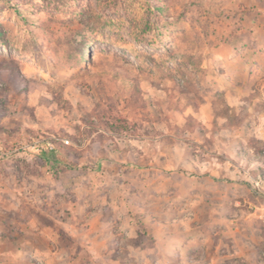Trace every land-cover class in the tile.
I'll return each instance as SVG.
<instances>
[{"label": "rangeland", "instance_id": "374dc122", "mask_svg": "<svg viewBox=\"0 0 264 264\" xmlns=\"http://www.w3.org/2000/svg\"><path fill=\"white\" fill-rule=\"evenodd\" d=\"M262 13L264 0H0V264L200 258L231 247L218 237L234 215L264 236V82L240 109L204 112L208 126L199 110L205 71Z\"/></svg>", "mask_w": 264, "mask_h": 264}, {"label": "crops", "instance_id": "0c3cea01", "mask_svg": "<svg viewBox=\"0 0 264 264\" xmlns=\"http://www.w3.org/2000/svg\"><path fill=\"white\" fill-rule=\"evenodd\" d=\"M257 21H250L248 27L242 29L241 35L233 40L234 48L232 54L221 55L216 57L217 69L206 70L207 82L211 87L203 94V100L199 110L201 120L204 125L214 122V117H207L204 112L212 113L216 108L228 106L232 109H240L251 95L258 92L259 85L264 82V14L260 15ZM243 39L247 44L240 52V46L237 42ZM264 86V83H263ZM209 87V86H208ZM221 99H218V98ZM219 122V121H217ZM219 124L225 127V120L221 119ZM204 125L202 128H204ZM228 125V124H227ZM230 125V124H229ZM231 129V128H230ZM230 129H222L220 135L217 136L218 141L224 143L232 141ZM209 135L202 134L205 138ZM234 163L235 156L227 157ZM243 159L242 156H237ZM244 163V160H242ZM227 166V165H226ZM228 165L227 169H230ZM243 168V167H242ZM234 170H230L232 174ZM229 173V174H230ZM228 174V173H227ZM232 178V176H231ZM205 186L202 187V190ZM202 203V199L196 201ZM251 217V216H250ZM248 217H232L231 228L223 231L218 238L221 239L218 244L223 246L230 243L231 247L217 249L213 254H205L200 258L190 259L187 256V248L179 246L171 252H160L155 256L158 264H262L260 253L264 248V236L262 235V225H256L252 219ZM227 238V239H225ZM225 239V240H224ZM224 241V242H223ZM183 244L186 245L185 239ZM227 245V244H225ZM228 246V245H227Z\"/></svg>", "mask_w": 264, "mask_h": 264}, {"label": "built area", "instance_id": "2783aa9c", "mask_svg": "<svg viewBox=\"0 0 264 264\" xmlns=\"http://www.w3.org/2000/svg\"><path fill=\"white\" fill-rule=\"evenodd\" d=\"M262 139H263V142H264V129H263V133H262ZM259 184L260 183L258 181L255 182L256 186H259ZM261 217L264 218V212L261 214Z\"/></svg>", "mask_w": 264, "mask_h": 264}]
</instances>
